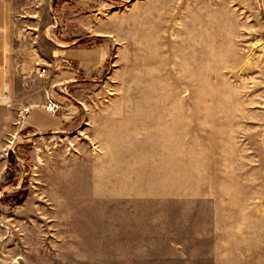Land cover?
I'll return each instance as SVG.
<instances>
[{
  "label": "rangeland",
  "instance_id": "374dc122",
  "mask_svg": "<svg viewBox=\"0 0 264 264\" xmlns=\"http://www.w3.org/2000/svg\"><path fill=\"white\" fill-rule=\"evenodd\" d=\"M0 3V264H264V0Z\"/></svg>",
  "mask_w": 264,
  "mask_h": 264
},
{
  "label": "crops",
  "instance_id": "0c3cea01",
  "mask_svg": "<svg viewBox=\"0 0 264 264\" xmlns=\"http://www.w3.org/2000/svg\"><path fill=\"white\" fill-rule=\"evenodd\" d=\"M5 10H8V8L3 7L2 4L0 3V11H5ZM0 90H1V88H0ZM8 91L9 90H6L5 92H8ZM8 105H10V104H8ZM6 107H11V105L5 106L2 103V105L0 106V130L2 132L10 130V128H11V126H12V124L16 118V110H15L14 105H12L13 108L11 110L9 108H6ZM48 121H49L48 117L45 116L43 109L41 108L40 105H35V106H33V108L31 106V113L28 116V122L31 125H33V126L35 125V127L39 128V125L42 126L44 124H47Z\"/></svg>",
  "mask_w": 264,
  "mask_h": 264
},
{
  "label": "built area",
  "instance_id": "2783aa9c",
  "mask_svg": "<svg viewBox=\"0 0 264 264\" xmlns=\"http://www.w3.org/2000/svg\"><path fill=\"white\" fill-rule=\"evenodd\" d=\"M46 71H47L46 67L40 66L38 68V71H37L38 77L45 76ZM47 109L55 112L58 109L57 102L54 99L48 100V107H47ZM29 110H30V107H25L24 110H23V115H26L29 112Z\"/></svg>",
  "mask_w": 264,
  "mask_h": 264
}]
</instances>
